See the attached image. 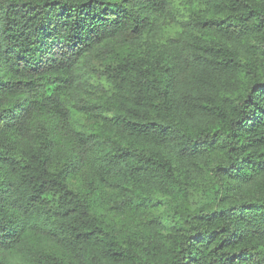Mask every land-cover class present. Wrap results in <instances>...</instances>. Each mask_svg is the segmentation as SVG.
Here are the masks:
<instances>
[{
    "label": "trees",
    "instance_id": "16d2710c",
    "mask_svg": "<svg viewBox=\"0 0 264 264\" xmlns=\"http://www.w3.org/2000/svg\"><path fill=\"white\" fill-rule=\"evenodd\" d=\"M0 264H264V0H0Z\"/></svg>",
    "mask_w": 264,
    "mask_h": 264
},
{
    "label": "rangeland",
    "instance_id": "374dc122",
    "mask_svg": "<svg viewBox=\"0 0 264 264\" xmlns=\"http://www.w3.org/2000/svg\"><path fill=\"white\" fill-rule=\"evenodd\" d=\"M69 183L75 188L79 187L81 185L80 181L77 178H75V177H71L69 179Z\"/></svg>",
    "mask_w": 264,
    "mask_h": 264
}]
</instances>
